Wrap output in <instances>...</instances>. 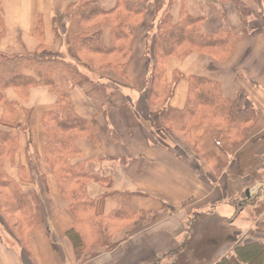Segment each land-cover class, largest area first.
Masks as SVG:
<instances>
[{
	"label": "crops",
	"instance_id": "1",
	"mask_svg": "<svg viewBox=\"0 0 264 264\" xmlns=\"http://www.w3.org/2000/svg\"><path fill=\"white\" fill-rule=\"evenodd\" d=\"M78 1L4 0L5 36L0 41V51L5 54L33 53L42 44L53 52L61 53L67 62L78 65L81 72L92 78L87 65L79 62L73 41L96 27L83 30L77 20L64 15L66 8ZM99 1L107 8L114 6V0ZM138 1L129 0L128 5ZM165 1L145 0L139 4V7H146L147 12L133 40L132 53L125 68L128 85L111 87L112 108L105 116H95L85 95L96 81L70 90L76 115L86 121L95 119L100 127L98 147L92 148L85 137L78 138L75 146L80 155L70 160L71 165H78L94 159L95 162L87 164L88 170L96 177L109 179L108 186L96 182L87 186L88 196L96 200L95 213L107 216L117 208L115 200L100 197L109 192L132 193L133 211L158 213L155 220L136 229L124 244L82 264H157L160 257L167 258L172 252L185 249L188 238L185 239L182 232L186 223L192 217L198 218L202 209L209 212L215 203L230 199L235 202L229 189H239L246 172L244 167L241 175L232 174L238 167L235 156L245 149L250 140L264 137V0H239L252 14L250 33L236 45L228 61L218 62L194 52L185 59L169 57L165 73L168 81L177 71L185 78L196 76L217 82L222 96L235 102L238 109L257 110V123L250 131L249 138L233 151L225 146L224 126L206 122L191 126L190 140L203 154H214L218 159L220 172L217 176L211 173L212 165L204 166L192 150L167 144L157 112L151 110L147 103V76L151 63L147 49L151 44L155 9L161 8ZM183 1L188 15L205 18L202 25L205 34L216 33L223 24L232 28L239 25V18L228 2ZM178 11L179 0H174V18ZM38 24L40 38L37 36ZM101 34L102 44L107 46L110 27L105 25ZM61 86L66 89L69 85L62 81ZM5 96L7 101L16 105L17 124L25 125L26 111L30 112L28 130L31 145L28 146L25 134L10 131L17 137V152L14 159L4 161L2 170L18 184L27 198L35 194L42 219L26 235L29 258L9 237L0 220V264H78L65 237L73 223L68 202L58 194L43 159L46 135L42 129V116L53 109L55 98L40 87L31 89L26 100L19 99L12 90H7ZM186 96L187 82L182 80L176 85L169 106L182 109ZM2 113L0 106V119ZM0 130L6 129L0 127ZM110 130L116 133V141L112 140ZM121 159L126 161L122 162ZM20 168L24 170L21 175ZM261 184H254L256 187L253 189ZM247 195L245 207L251 203L248 191ZM220 220L225 222L229 219ZM233 245H229L224 256L231 253ZM223 255H217L214 263Z\"/></svg>",
	"mask_w": 264,
	"mask_h": 264
},
{
	"label": "trees",
	"instance_id": "2",
	"mask_svg": "<svg viewBox=\"0 0 264 264\" xmlns=\"http://www.w3.org/2000/svg\"><path fill=\"white\" fill-rule=\"evenodd\" d=\"M128 1L114 0V6L107 8L99 0H79L69 5L64 13L67 18L77 20L83 30L96 27L73 41L79 62L87 65L89 72L95 75V86L85 94L95 116H105L112 108V86L128 85L125 68L132 53L133 40L147 12L146 7H139L145 0L131 6ZM218 1L233 6L239 18L237 27L223 24L216 33L205 34L203 16L191 17L185 10L184 1L179 0L178 15L174 18V0H166L161 8L155 9L153 34L147 49L151 60L147 76V103L151 110L157 112L167 144L192 150L204 166L212 165L215 176L220 172L218 159L214 154H203L190 140L191 126L204 122L224 126L227 148L233 150L248 139L257 123L258 112L255 109H238L235 102L222 96L217 82L206 78H185L175 71L168 81L165 64L169 57L185 59L194 52L218 62L229 60L236 45L249 35L252 14L239 0ZM3 2L0 0V41L5 36ZM105 25L110 27L107 46L101 40ZM40 34L38 24V38ZM90 78L80 71L78 65L67 62L61 53L53 52L42 44L33 53L5 54L0 51V106L3 109L0 127L6 129L0 130V220L9 237L28 258L30 251L26 235L41 223L39 203L35 194H30L29 198L23 194L18 184L4 174L2 165L4 161L14 159L17 152V137L10 131L25 134L28 146L31 145L28 130L30 112L26 111L25 125L17 124L16 105L6 100L7 90L26 100L31 89L40 87L55 98L53 109L42 116V129L46 135L43 159L58 194L68 202L73 223L65 237L78 264L98 251L127 241L136 229L158 217L157 212L133 211L131 200L134 194L129 192L101 195V198L115 200L117 208L107 216L97 215L96 200L88 196L87 186L91 182L108 186L109 179L96 177L88 170L87 164L95 162L94 159L78 165L70 164V160L80 155L75 146L76 139L85 137L92 148L98 147L99 125L95 119L86 121L79 118L70 100V90L92 82ZM182 80L187 82V96L184 107L177 110L171 108L169 102L176 85ZM62 81L67 82L68 88L61 86ZM110 135L116 141V133L110 130ZM23 171L20 168V175ZM119 235L124 238L118 241ZM214 264H264V245L251 232L247 241L235 243L231 253L218 258Z\"/></svg>",
	"mask_w": 264,
	"mask_h": 264
},
{
	"label": "rangeland",
	"instance_id": "3",
	"mask_svg": "<svg viewBox=\"0 0 264 264\" xmlns=\"http://www.w3.org/2000/svg\"><path fill=\"white\" fill-rule=\"evenodd\" d=\"M93 78L95 75H92L91 79L93 80ZM63 82L67 84L66 81ZM62 87L64 88V86ZM225 146L227 147L226 140ZM257 152L260 153L257 155ZM235 160L238 167L232 172L234 176L241 175L242 168L245 167L246 169L239 189L234 187L229 189L231 198L236 199L235 202L230 199V201L215 203L214 208L209 209V212L202 209L198 218H190L182 232L184 238H188L186 248L177 253L172 252L167 258L160 257L157 264H213L217 255H225L229 245H233L236 241H247L251 232L255 239L264 245V137L261 140H250L245 149L235 156ZM256 183L262 184L253 189L256 187L254 186ZM247 191L251 203L245 207L244 202L247 201L246 197H248ZM238 204L240 207L237 208ZM236 211L237 214H235ZM225 218L229 220L225 222L220 220ZM119 237L118 241L124 238L121 235L117 238ZM6 240L11 243L9 239ZM116 246L98 251L88 259L111 251ZM89 252L92 253L91 250Z\"/></svg>",
	"mask_w": 264,
	"mask_h": 264
}]
</instances>
